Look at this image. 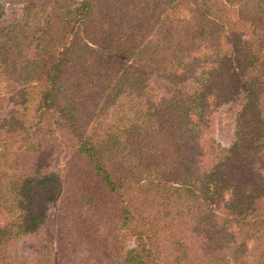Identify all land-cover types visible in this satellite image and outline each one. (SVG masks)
<instances>
[{
    "label": "trees",
    "instance_id": "obj_1",
    "mask_svg": "<svg viewBox=\"0 0 264 264\" xmlns=\"http://www.w3.org/2000/svg\"><path fill=\"white\" fill-rule=\"evenodd\" d=\"M64 262L264 264V0H0V264Z\"/></svg>",
    "mask_w": 264,
    "mask_h": 264
},
{
    "label": "rangeland",
    "instance_id": "obj_2",
    "mask_svg": "<svg viewBox=\"0 0 264 264\" xmlns=\"http://www.w3.org/2000/svg\"><path fill=\"white\" fill-rule=\"evenodd\" d=\"M215 137L217 138V140L222 143L225 144L226 143V136H225V132L220 133L219 131L216 133ZM62 264H69L68 262H64Z\"/></svg>",
    "mask_w": 264,
    "mask_h": 264
}]
</instances>
